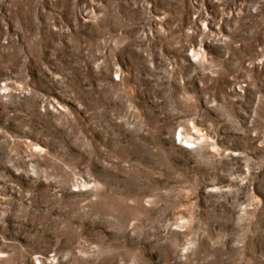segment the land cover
<instances>
[{
	"label": "rangeland",
	"instance_id": "1",
	"mask_svg": "<svg viewBox=\"0 0 264 264\" xmlns=\"http://www.w3.org/2000/svg\"><path fill=\"white\" fill-rule=\"evenodd\" d=\"M0 264H264V0H0Z\"/></svg>",
	"mask_w": 264,
	"mask_h": 264
}]
</instances>
